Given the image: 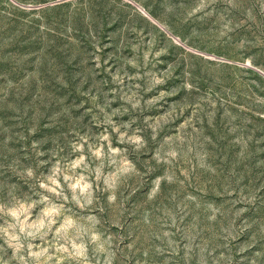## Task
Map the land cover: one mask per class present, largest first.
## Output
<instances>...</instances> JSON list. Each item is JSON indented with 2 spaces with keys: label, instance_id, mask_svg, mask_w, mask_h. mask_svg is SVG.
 Segmentation results:
<instances>
[{
  "label": "rangeland",
  "instance_id": "rangeland-1",
  "mask_svg": "<svg viewBox=\"0 0 264 264\" xmlns=\"http://www.w3.org/2000/svg\"><path fill=\"white\" fill-rule=\"evenodd\" d=\"M0 264H264V0H0Z\"/></svg>",
  "mask_w": 264,
  "mask_h": 264
},
{
  "label": "bare ground",
  "instance_id": "bare-ground-1",
  "mask_svg": "<svg viewBox=\"0 0 264 264\" xmlns=\"http://www.w3.org/2000/svg\"><path fill=\"white\" fill-rule=\"evenodd\" d=\"M145 12H146V11H145ZM146 14H147L149 17H151V15H150L149 13L146 12ZM151 18H152V17H151ZM152 19H153V18H152Z\"/></svg>",
  "mask_w": 264,
  "mask_h": 264
}]
</instances>
